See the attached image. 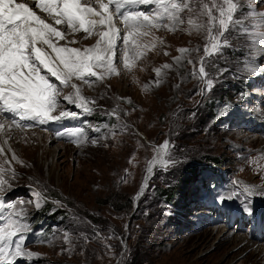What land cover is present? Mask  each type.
I'll return each mask as SVG.
<instances>
[{"label": "rangeland", "instance_id": "rangeland-1", "mask_svg": "<svg viewBox=\"0 0 264 264\" xmlns=\"http://www.w3.org/2000/svg\"><path fill=\"white\" fill-rule=\"evenodd\" d=\"M106 8L109 36L73 19L66 69L29 43L33 88L0 92V264H264L262 223L223 211L264 213V0Z\"/></svg>", "mask_w": 264, "mask_h": 264}, {"label": "bare ground", "instance_id": "bare-ground-1", "mask_svg": "<svg viewBox=\"0 0 264 264\" xmlns=\"http://www.w3.org/2000/svg\"><path fill=\"white\" fill-rule=\"evenodd\" d=\"M42 1L44 0H0V92L5 89L9 94L7 88L9 87L7 86L9 85L8 82L12 84L18 83L20 87L17 88L22 90L28 91V88H33V82L30 81L31 73L27 71V66L29 67L27 62L28 52H31V50L28 49L29 43L32 44L36 55H38V57H40V59L47 65L62 70L66 69L64 63L66 61H64V58L58 54L59 52L56 53V47L52 46L50 38L55 35H60L62 32L60 29L62 27L67 28L70 22V15H77L79 19L81 18L85 22H89L95 31L97 30V27L100 26L102 28V34L104 35L105 33L109 36L110 31L107 21L110 14L106 8L109 0ZM83 10L84 13L81 15V11ZM59 13L65 15L64 19L57 16L60 15ZM102 26H105V28ZM121 26H123V24L119 23V29ZM97 31L99 32V30ZM114 32L118 33L119 30ZM62 49L63 48L60 50ZM101 50L103 51V49ZM257 73L258 76L263 75L264 67H259ZM12 89L14 88L12 87ZM0 100H2V96L0 97ZM4 124L6 123L4 122ZM1 125L0 122V128ZM6 127H3L2 131L3 129L7 130L8 128ZM5 130L3 132L0 131V144L6 151L7 146L4 138L6 135H2V133L5 134L7 132ZM18 131L23 133L28 132V130ZM39 139H42V137ZM157 161L158 160L156 159L149 165L146 178L144 177L145 185L155 167H153V165ZM143 190L144 186L142 190L139 189L140 193ZM238 217H241V214H239ZM261 220L264 222L263 214L261 215ZM242 222L245 221L241 217L240 224H242ZM244 240L245 239H242L243 243H247V240ZM258 250L264 253V244L258 245Z\"/></svg>", "mask_w": 264, "mask_h": 264}, {"label": "trees", "instance_id": "trees-1", "mask_svg": "<svg viewBox=\"0 0 264 264\" xmlns=\"http://www.w3.org/2000/svg\"><path fill=\"white\" fill-rule=\"evenodd\" d=\"M243 84H245V81H244V80H242V81H240V82H237V83L235 84L234 87L237 88V89H240V88H242V85H243ZM105 118H106V115H105V114H100V113L95 112V111H94V108L91 109V111H89L88 115L86 116V119H87V120L93 119V120H96V121H101V120H104ZM215 159H216L215 157L211 158V160H215ZM195 174H197L196 171H195ZM181 183H182V182H181ZM181 183L173 184L171 187H168V188H166V187H164V188H159V193H160V194H165L166 196H170V198H171V197L174 196L176 193L179 194V193L182 192V188H183V186H182ZM168 189H171V190L168 192ZM181 194H182V193H181ZM114 204H115V202H114ZM131 204H132V201H131ZM51 206H53L52 203H50L48 207H51ZM135 209H137V206H136ZM61 211H62V210H61L60 208L56 207V214H55V215H58V213H61ZM62 215H63V214H62ZM64 216H65V215H64ZM55 218H56V217L54 216L53 220H54ZM91 220H92L93 222H96V220L93 219V218H91Z\"/></svg>", "mask_w": 264, "mask_h": 264}, {"label": "water", "instance_id": "water-1", "mask_svg": "<svg viewBox=\"0 0 264 264\" xmlns=\"http://www.w3.org/2000/svg\"><path fill=\"white\" fill-rule=\"evenodd\" d=\"M140 134H141V136H142L143 138H145V140H146V136H145L142 132H140ZM156 147H157V145H156ZM164 162H165V159H162V158H161V159H158V161L154 164V166H158L159 164L164 163ZM140 194H141V193H138V194L134 197L132 211H131V214H130L128 220L131 218L132 213H133V211H134L135 208H136L137 199L140 197Z\"/></svg>", "mask_w": 264, "mask_h": 264}]
</instances>
